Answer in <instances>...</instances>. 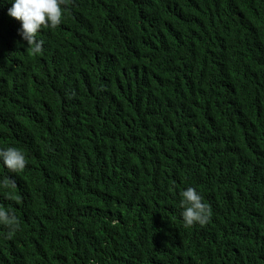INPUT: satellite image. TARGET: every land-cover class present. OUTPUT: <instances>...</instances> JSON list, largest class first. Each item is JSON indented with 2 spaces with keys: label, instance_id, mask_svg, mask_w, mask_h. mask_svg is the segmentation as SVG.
<instances>
[{
  "label": "trees",
  "instance_id": "trees-1",
  "mask_svg": "<svg viewBox=\"0 0 264 264\" xmlns=\"http://www.w3.org/2000/svg\"><path fill=\"white\" fill-rule=\"evenodd\" d=\"M9 6L0 264H264V0H67L35 54Z\"/></svg>",
  "mask_w": 264,
  "mask_h": 264
},
{
  "label": "clouds",
  "instance_id": "clouds-1",
  "mask_svg": "<svg viewBox=\"0 0 264 264\" xmlns=\"http://www.w3.org/2000/svg\"><path fill=\"white\" fill-rule=\"evenodd\" d=\"M66 3L67 0H0V7L10 5L6 14L19 21V35L35 54L43 51V41L37 38L38 33L44 27L54 28L62 23ZM26 163L23 150L14 146L0 149V164L8 170L22 171ZM180 197V218L185 227L204 225L209 221L211 209L197 189L188 186L181 190ZM0 225L7 227L12 235L21 227L15 214L3 207H0ZM89 264H96V261L90 260Z\"/></svg>",
  "mask_w": 264,
  "mask_h": 264
},
{
  "label": "bare ground",
  "instance_id": "bare-ground-1",
  "mask_svg": "<svg viewBox=\"0 0 264 264\" xmlns=\"http://www.w3.org/2000/svg\"><path fill=\"white\" fill-rule=\"evenodd\" d=\"M44 37V36H43Z\"/></svg>",
  "mask_w": 264,
  "mask_h": 264
}]
</instances>
